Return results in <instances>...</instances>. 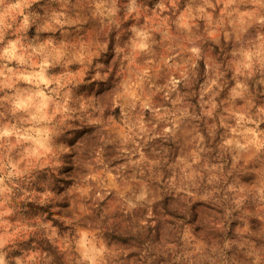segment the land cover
Here are the masks:
<instances>
[{
    "label": "clouds",
    "instance_id": "9594fccd",
    "mask_svg": "<svg viewBox=\"0 0 264 264\" xmlns=\"http://www.w3.org/2000/svg\"><path fill=\"white\" fill-rule=\"evenodd\" d=\"M0 264H264V0H0Z\"/></svg>",
    "mask_w": 264,
    "mask_h": 264
}]
</instances>
